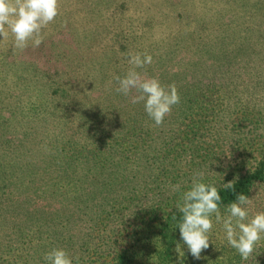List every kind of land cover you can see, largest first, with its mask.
<instances>
[{
    "label": "rangeland",
    "instance_id": "rangeland-1",
    "mask_svg": "<svg viewBox=\"0 0 264 264\" xmlns=\"http://www.w3.org/2000/svg\"><path fill=\"white\" fill-rule=\"evenodd\" d=\"M44 31L38 48L14 50L10 34L0 40V125L9 121L15 134L36 136L43 152L59 141L76 159L90 150L98 154V172L129 175V187L119 192L138 190L133 210L176 209L194 171L219 184L259 168L264 0H59V15ZM135 52L150 53L153 61L142 71L174 83L180 95L159 126L142 102L131 103L135 90L130 96L116 91L114 77L126 74L128 54ZM176 183L181 192L171 193L168 185ZM261 185L264 180L248 196L250 215L264 210ZM53 187H37L34 196L49 199ZM41 205L33 211L45 213ZM66 215L76 231L89 230ZM210 240L200 259L185 247L184 257L174 250L164 264H264V241L245 261L221 224L214 223ZM178 242L180 235L175 249Z\"/></svg>",
    "mask_w": 264,
    "mask_h": 264
},
{
    "label": "trees",
    "instance_id": "trees-1",
    "mask_svg": "<svg viewBox=\"0 0 264 264\" xmlns=\"http://www.w3.org/2000/svg\"><path fill=\"white\" fill-rule=\"evenodd\" d=\"M9 126V121L0 125V264H44L52 247L65 248L80 264H164L172 256L179 235L176 209L162 214L152 207L133 210L138 190L119 192L129 187L125 172H98V154L90 150L76 159L59 148V141L53 142L58 148L43 152L36 136L15 134ZM72 140L74 147L82 142ZM263 180L264 155L259 168L233 179L231 188L223 187L226 181L215 183L221 208L240 193L249 196ZM47 184L54 186L49 199L35 197L37 187ZM37 201L45 213L33 211ZM66 213L89 230L73 229ZM93 227L101 232L95 234ZM143 256L146 261H140Z\"/></svg>",
    "mask_w": 264,
    "mask_h": 264
},
{
    "label": "clouds",
    "instance_id": "clouds-1",
    "mask_svg": "<svg viewBox=\"0 0 264 264\" xmlns=\"http://www.w3.org/2000/svg\"><path fill=\"white\" fill-rule=\"evenodd\" d=\"M59 15V0H0V40L12 37L14 50L29 47L38 48L44 41L45 29ZM153 57L148 52L129 53L127 62L131 67L123 76L114 77L118 84L116 91L130 96L133 104L143 103L148 117L159 126L180 102L176 85H165L157 76L146 75L142 70L150 65ZM175 70V69H174ZM190 159V157H189ZM210 170V169H209ZM203 170L194 171L190 187L182 191L176 202L180 214L177 223L180 242L176 245L179 257H184V248L195 259L209 247L210 234L214 223H219L228 245L239 253L242 260H249L261 241H264V210L250 215L253 198L243 193L230 204L223 206L220 189L214 182L205 180ZM225 189L232 182L224 183ZM171 193L181 192V184H169ZM264 191V185H261ZM174 219L175 214H174ZM44 264H80L79 257L70 255L63 247H52L44 254Z\"/></svg>",
    "mask_w": 264,
    "mask_h": 264
}]
</instances>
